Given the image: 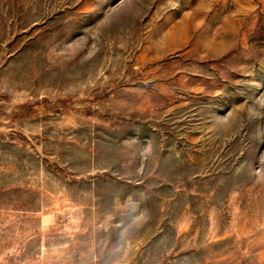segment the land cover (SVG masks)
<instances>
[{
    "label": "rangeland",
    "instance_id": "obj_1",
    "mask_svg": "<svg viewBox=\"0 0 264 264\" xmlns=\"http://www.w3.org/2000/svg\"><path fill=\"white\" fill-rule=\"evenodd\" d=\"M0 264H264V0H0Z\"/></svg>",
    "mask_w": 264,
    "mask_h": 264
}]
</instances>
